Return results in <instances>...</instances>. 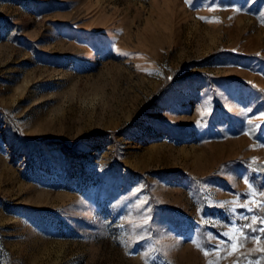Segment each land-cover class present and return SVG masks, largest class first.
<instances>
[{
  "label": "rangeland",
  "instance_id": "obj_1",
  "mask_svg": "<svg viewBox=\"0 0 264 264\" xmlns=\"http://www.w3.org/2000/svg\"><path fill=\"white\" fill-rule=\"evenodd\" d=\"M262 113L264 0H0V264H264Z\"/></svg>",
  "mask_w": 264,
  "mask_h": 264
},
{
  "label": "snow or ice",
  "instance_id": "obj_2",
  "mask_svg": "<svg viewBox=\"0 0 264 264\" xmlns=\"http://www.w3.org/2000/svg\"><path fill=\"white\" fill-rule=\"evenodd\" d=\"M262 115H264V113H262ZM262 207H264V205H261ZM262 223H264V220L261 221ZM259 231L264 232V228L259 229ZM235 248V246H233ZM261 251H264V248L261 249ZM208 253L206 252L205 255H207Z\"/></svg>",
  "mask_w": 264,
  "mask_h": 264
}]
</instances>
